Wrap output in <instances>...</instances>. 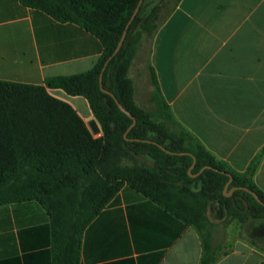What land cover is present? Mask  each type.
<instances>
[{"label":"trees","instance_id":"1","mask_svg":"<svg viewBox=\"0 0 264 264\" xmlns=\"http://www.w3.org/2000/svg\"><path fill=\"white\" fill-rule=\"evenodd\" d=\"M19 1L57 22L79 25L99 39L102 54L90 70L49 77L43 85L0 80V206L39 203L78 263L84 229L125 186L197 230L203 245L199 264H215L227 253L224 244H213L207 213L224 226L233 220L242 227L250 220L264 221V191L254 181L264 146L244 171L218 159L176 120L150 64L155 110L145 111L136 103L128 76L131 63L146 44L150 50L181 0H144L104 71V89L131 116L101 90L99 78L140 0ZM48 89L85 98L101 135L93 136L78 113ZM158 145L184 154L167 153ZM143 157L151 163L141 161ZM237 187L255 192L263 204Z\"/></svg>","mask_w":264,"mask_h":264},{"label":"crops","instance_id":"2","mask_svg":"<svg viewBox=\"0 0 264 264\" xmlns=\"http://www.w3.org/2000/svg\"><path fill=\"white\" fill-rule=\"evenodd\" d=\"M101 54L99 39L79 25L0 0V80L43 85L90 70ZM148 61L176 120L244 171L264 146V0H181L155 34ZM48 92L87 126L95 119L85 98ZM254 181L264 191V156ZM61 238L39 203L0 206V264H199L203 254L195 228L126 186L84 229L79 263ZM243 245L245 253L226 249L215 264L264 260Z\"/></svg>","mask_w":264,"mask_h":264},{"label":"rangeland","instance_id":"3","mask_svg":"<svg viewBox=\"0 0 264 264\" xmlns=\"http://www.w3.org/2000/svg\"><path fill=\"white\" fill-rule=\"evenodd\" d=\"M148 53L149 45L146 44L132 61L128 76L133 82L136 103L145 111L154 112L155 106L150 102L152 86L148 69ZM99 135L101 134L99 133L93 136L98 137ZM141 161L147 164L151 163L149 159L144 157ZM206 216L208 222L213 224L211 228L209 225L208 227L211 230V234L214 233V236H216L215 240L217 243L215 245L224 244L228 251H236L243 254L246 250L243 243L251 244L261 255L259 258L255 252L253 255L255 261L264 258V221L250 220L244 227H242L238 220H233L224 226L223 222L214 220L210 213H207Z\"/></svg>","mask_w":264,"mask_h":264},{"label":"water","instance_id":"4","mask_svg":"<svg viewBox=\"0 0 264 264\" xmlns=\"http://www.w3.org/2000/svg\"><path fill=\"white\" fill-rule=\"evenodd\" d=\"M143 1H144V0H140V2H139V4H138L137 8L135 9V11H134V13H133L131 19L129 20V22H128L127 26H126V29H125V31H124L122 37H121V40L119 41V43H118L117 47L115 48L114 52L112 53V55L107 59L105 65H104V67H103V69H102V72H101V74H100L99 82H100V88H101V90H102L103 92L107 93V94H110L115 100H116L115 96H114L111 92H109V91H107L106 89H104V87H103V74H104V71H105L107 65L109 64L110 60H111V59H112V58H113V57H114V56L120 51V49H121V47H122V45H123V42H124V39H125V36H126L127 30H128V28H129V26L131 25L132 21L134 20V18L136 17V15H137V13H138V11H139V9H140V6H141V4L143 3ZM116 102H117V105H118L119 109H120L122 112H124V113H126L127 115L131 116V115L129 114V112H128V111H127V110H126V109H125V108H124V107H123V106H122L117 100H116ZM135 123H136V121H135V119H134L132 126H134ZM88 126H89V129H90V131H91V133H92L93 135L99 134V133L101 132V129H100V127L98 126V122H97L95 119L91 120V122L88 124ZM132 126H131V127H132ZM158 146H159L161 149H163L164 151H166L167 153H170V154H180V155L184 154V153H175V152L169 151V150H167L165 147H163V146H161V145H158ZM194 165H195V159H194V162H193L192 166H191L190 169H189V172H190L191 169L194 167ZM206 168H208V167H206ZM204 169H205V168H202V169L200 170L199 173H197V174H195V175H191V176L194 177V176L200 174ZM230 181H231V179H230ZM230 181L226 184V186H225V191L228 189V186H229ZM234 189H244V190L250 192V193L254 196V198H255L260 204H263V202L260 200V198L258 197V195H257L255 192H253V191H249L247 188H243V187H237V188H234ZM232 190H233V189H232ZM232 190H230L229 192H225L224 194H225L226 196H230Z\"/></svg>","mask_w":264,"mask_h":264}]
</instances>
